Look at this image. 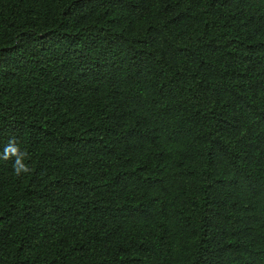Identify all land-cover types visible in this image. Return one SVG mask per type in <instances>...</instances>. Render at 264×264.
Listing matches in <instances>:
<instances>
[{
    "label": "trees",
    "instance_id": "16d2710c",
    "mask_svg": "<svg viewBox=\"0 0 264 264\" xmlns=\"http://www.w3.org/2000/svg\"><path fill=\"white\" fill-rule=\"evenodd\" d=\"M0 264H264V0H0Z\"/></svg>",
    "mask_w": 264,
    "mask_h": 264
},
{
    "label": "clouds",
    "instance_id": "9594fccd",
    "mask_svg": "<svg viewBox=\"0 0 264 264\" xmlns=\"http://www.w3.org/2000/svg\"><path fill=\"white\" fill-rule=\"evenodd\" d=\"M28 156V152L21 150L15 138L9 139L3 149L0 150V160H12V168L16 176L31 172L30 167L24 162Z\"/></svg>",
    "mask_w": 264,
    "mask_h": 264
}]
</instances>
